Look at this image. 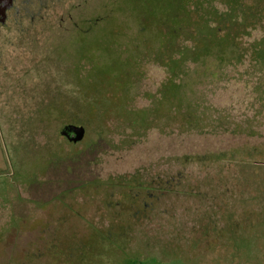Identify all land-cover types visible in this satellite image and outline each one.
Segmentation results:
<instances>
[{
	"label": "rangeland",
	"instance_id": "obj_1",
	"mask_svg": "<svg viewBox=\"0 0 264 264\" xmlns=\"http://www.w3.org/2000/svg\"><path fill=\"white\" fill-rule=\"evenodd\" d=\"M174 1L182 12L183 0L64 5L46 46L70 66L67 79L86 74L111 105L142 111L157 103L163 115L174 102L212 106L217 128L187 130L160 121L109 130L105 120L92 116L86 136L72 142L62 133L71 121L65 117L67 104L60 102L52 111L41 108L20 145L0 121V264L49 248L59 252L37 254L27 264H138L153 257L163 264H264V66L251 51L229 46L225 60L212 55L184 62L174 72L176 60H182L172 43L174 28L183 23L171 16ZM214 5L225 8L220 0ZM82 17H95L86 32L83 22L76 23ZM263 35L264 23L252 27L241 38L245 50ZM187 36L184 27L183 52L193 45ZM170 54L176 58L172 67L164 64ZM174 73L180 85L170 79ZM109 119L116 122L118 115ZM213 152L239 157L227 156L218 169L188 170L186 177L163 164L170 156ZM133 174L163 183L172 176L177 186L139 201L131 200L127 188L104 184L99 196L96 187L82 190L74 183ZM88 223L99 229L90 230Z\"/></svg>",
	"mask_w": 264,
	"mask_h": 264
},
{
	"label": "flooded vegetation",
	"instance_id": "obj_2",
	"mask_svg": "<svg viewBox=\"0 0 264 264\" xmlns=\"http://www.w3.org/2000/svg\"><path fill=\"white\" fill-rule=\"evenodd\" d=\"M85 1L87 0H0V121L5 132L10 133L17 144H26L31 123L41 114L43 106H46L45 110L52 111V105L56 103L67 104L65 117L71 122L64 126L62 133L72 142H79L86 136L88 128L85 120L91 116H103V108L99 112L93 108L91 112L88 111V104L93 105L91 100L94 98L93 90L89 93L88 88L94 87L95 82L89 81L84 73L78 74L82 77L80 80L67 79L66 72L71 71L70 66H65L58 54L46 46L47 40L52 36V26L60 21V16L64 13V5L73 3L75 6ZM94 19L95 17H82L76 23L80 25L83 22L85 26H80L83 27L81 32H86ZM76 126L84 128V135L79 140L74 139ZM117 179L112 177L104 181L87 177L74 183L77 184L76 188L80 186L82 190L96 187L98 195L102 196L104 184L105 188L120 189L116 185L119 182H111ZM132 179L133 176L125 177L123 182ZM138 180L142 182L141 177ZM151 183L152 178H149L146 186ZM146 186L142 188L134 185L132 188L139 191L134 194L131 191V200L134 197L139 201H146L148 196L165 191L162 187L156 193L153 188ZM63 194L66 195V191ZM146 207L147 203L142 209ZM100 210L104 212L103 203ZM114 211L117 212L118 209L115 208ZM86 225L92 231L99 229L94 224Z\"/></svg>",
	"mask_w": 264,
	"mask_h": 264
},
{
	"label": "trees",
	"instance_id": "obj_3",
	"mask_svg": "<svg viewBox=\"0 0 264 264\" xmlns=\"http://www.w3.org/2000/svg\"><path fill=\"white\" fill-rule=\"evenodd\" d=\"M214 1L215 0H183L184 10L182 12L178 8L179 4L174 1L172 8L173 13L171 16H174L173 18H177L178 20L182 17L183 23L182 25H177L174 28V32L177 33V36L174 38L172 43L177 49L176 51L178 52L179 50L181 52L180 58H182V60H176L178 63L177 68H175L176 70L173 71L175 72L179 71V69H182L181 67L184 62H199L211 57L212 55L220 58V60H225L226 48L229 46L231 48L234 47L235 49L239 50V52L244 54L248 51H251L252 57L255 58V61L264 66V35L260 39L253 41L250 44V48L246 50V47H244V44L241 41L242 36L249 33L252 27L263 25L264 0H220L225 5L223 10H219L217 7H215ZM161 21L163 25L162 18ZM184 27L185 31L188 33V36L185 39H191L193 42L192 47L187 48L185 52H183V49L181 51L180 46L182 44H179V40L182 39L179 37V34L180 31L184 29ZM155 49L158 51V56L161 53L160 47H155ZM238 58L239 56L237 55V59ZM175 59L176 58L174 55L170 54L167 63H163L172 67L175 64ZM132 77L133 76H131L130 79ZM178 77L179 74L174 73L170 78L175 85H180V82L177 81ZM94 89V98L91 100L93 105L88 104V111L91 112L93 109L95 111L96 108H93V106L96 103L97 106L99 105V108H103V105H105V108L102 109V113H104V115L101 119L105 120V128H108L109 130L116 128L125 129L128 127L136 129L147 128L148 126L160 121L161 123L167 124L177 123L187 130L199 129L200 127H205L206 125L217 128L218 123H220L218 117H215L216 108L212 106H184V104L174 102L170 105L168 114L166 115L165 113V115H163L159 114L158 104L155 103L156 106L154 107L145 108L142 111H135L132 108H125L120 104L114 103L111 105V102L104 99L102 95H99V92L102 93L101 88L96 85L94 86ZM106 89H108V87ZM54 105L56 106V104ZM99 111L100 110H98V112ZM174 113L182 114V116L176 118V116L173 115ZM107 114H109V116L117 114L118 120H116V122H111L112 120L109 119V116L106 117ZM92 118L93 117L91 116V119ZM240 153L241 152H238V154ZM248 154L251 153L248 152ZM227 156L228 155L226 153L217 154L214 152L203 155L185 154L179 156H170L166 160H163V164L167 166L178 167L179 174L177 176L180 177L182 175L186 177L188 176L189 171L195 169L198 171H201L202 169L205 171L207 169L206 171H208L209 168H220V163L227 159ZM236 156L237 155L234 154L229 155L228 157L233 159V157ZM180 168L184 171H181ZM132 176L133 179L126 182H123L122 177H118L117 180H113L111 182H119L116 185H118L119 188H127V190H129V194H131V190L133 189L132 186L134 185L140 186L142 188L146 186V181L143 182L142 178V182H139L138 179L140 176L138 174H133ZM151 176L153 177L152 183L151 185L147 184L146 187L153 188V191H156V193L157 189L161 190L162 187L165 189L169 186L171 189L173 186H177V184H174V181H172V176L168 178L166 177L167 179H165L164 183L163 181L159 180V178H156L153 175ZM177 190H179V188H176V191ZM173 191L175 192V189H173ZM125 193L126 192L122 190V194ZM57 251L58 250L54 248H49L45 252L24 255L23 258L18 257L11 259L4 264H27V262L33 259V257L37 254L45 256L46 253L50 252L52 254V252L57 253ZM138 264H163V261L159 262L155 257H153L148 261H141Z\"/></svg>",
	"mask_w": 264,
	"mask_h": 264
},
{
	"label": "water",
	"instance_id": "obj_4",
	"mask_svg": "<svg viewBox=\"0 0 264 264\" xmlns=\"http://www.w3.org/2000/svg\"><path fill=\"white\" fill-rule=\"evenodd\" d=\"M76 136L74 137L75 140H79L84 135V128L82 126L75 127Z\"/></svg>",
	"mask_w": 264,
	"mask_h": 264
}]
</instances>
